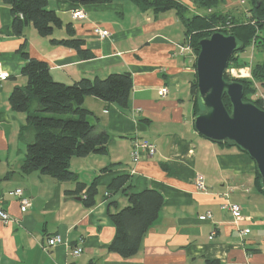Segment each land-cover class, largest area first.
<instances>
[{"label":"crops","instance_id":"1","mask_svg":"<svg viewBox=\"0 0 264 264\" xmlns=\"http://www.w3.org/2000/svg\"><path fill=\"white\" fill-rule=\"evenodd\" d=\"M48 1L63 26L43 36L32 23L15 33L11 6L0 0V63L6 73L0 80V207L11 216L8 223L0 221V264H264V193L255 183L256 163L237 146L197 132L191 93L197 57L180 50L186 44L184 26L175 11L155 15L129 1ZM247 2L225 0L221 8L246 18ZM77 9H84L87 17L76 19ZM68 23L93 58L81 59L76 49L52 42L69 36ZM96 26L108 36L101 38ZM23 51L47 62L53 79L67 84L83 77L132 74L126 108L95 96L85 98L90 121L97 131H107L110 141L106 153L71 159L77 180L22 171L34 130L23 129L28 113L15 111L9 98L28 81L22 73L27 60ZM243 55L250 63L264 61V49L252 46ZM163 86L169 90L166 96L160 95ZM136 138L156 147L152 156L142 151L137 163L131 156ZM197 174L204 176L205 191L197 188ZM123 175L127 183L112 189L114 179ZM79 182L86 185L80 192ZM92 184L96 202L88 207L84 198ZM127 186L134 193L158 190L164 203L138 252L124 258L109 249L116 234L110 213L128 205ZM17 188L32 200L25 212L14 195ZM227 202L242 206L241 220L223 207ZM56 234L64 243L49 247L48 238ZM77 247L83 252L74 256Z\"/></svg>","mask_w":264,"mask_h":264},{"label":"trees","instance_id":"2","mask_svg":"<svg viewBox=\"0 0 264 264\" xmlns=\"http://www.w3.org/2000/svg\"><path fill=\"white\" fill-rule=\"evenodd\" d=\"M11 6L13 14L12 29L21 34L23 28L32 23L38 33L50 36L56 28L63 26V20L58 12L48 8V0H4ZM80 5L95 3H112L129 1L134 3L143 12H152L158 15L167 11H175L184 26V41L198 56L202 38L215 31L233 34L241 45L231 56L228 68L234 61L237 66H248V61L240 60L241 54L252 46L264 49V0H248L249 15L240 18L233 12L224 11L221 6L225 0H70ZM229 24L230 29L218 28ZM68 37L53 38L55 44L65 45L76 49L81 59H91L94 53L85 47L84 39L75 36L72 23L66 25ZM27 59L22 73L27 77L25 86L13 89L9 101L15 111L27 112V125L34 130V140L28 144L26 159L22 171L30 173L40 171L53 176L59 181L77 180L76 174L70 169L71 159L74 156L83 157L89 154H103L108 150L110 134L107 131H97V126L89 117L92 112L84 106L87 96H95L113 102L126 108L129 104L132 90V74L128 71L111 73L105 78L83 77L71 84L56 81L50 73L47 62L32 58L26 51L22 52ZM252 78H232L227 71L226 80L240 81L244 85V100L252 101L264 109V97L257 94L256 83L264 87V61H256L250 65ZM191 93L194 100L195 115L203 111L197 92V75L191 84ZM224 102L229 111L232 109L227 95ZM229 144L230 142H217ZM128 181V176H119L110 185L112 189H119ZM255 183L264 193L261 176L257 171ZM86 185L78 183L76 191H82ZM125 189L129 203L123 209L110 213L115 225L116 234L109 244L110 251L116 252L124 258L135 255L141 241L156 221L164 203L161 192L155 189H146L134 193ZM84 198L88 207L95 204L97 187L92 184L86 190Z\"/></svg>","mask_w":264,"mask_h":264},{"label":"water","instance_id":"3","mask_svg":"<svg viewBox=\"0 0 264 264\" xmlns=\"http://www.w3.org/2000/svg\"><path fill=\"white\" fill-rule=\"evenodd\" d=\"M199 45L197 92L203 111L195 116L194 126L206 139L230 142L246 152L255 161L264 188V109L244 100L242 82L224 77L231 56L241 45L235 35L221 31L202 38Z\"/></svg>","mask_w":264,"mask_h":264},{"label":"built area","instance_id":"4","mask_svg":"<svg viewBox=\"0 0 264 264\" xmlns=\"http://www.w3.org/2000/svg\"><path fill=\"white\" fill-rule=\"evenodd\" d=\"M74 16L76 19L81 20V19H85L87 17V13L84 9H77L74 12ZM94 31L101 38H105L108 36L107 30H105L104 28H102L100 26H96L94 28ZM1 41L2 40L0 38V42ZM180 50L182 52H184V51L192 52V48L188 44L182 45L180 47ZM5 77H6V73L3 71L1 63H0V80L4 79ZM168 91H169L168 87L163 86L162 88H160V95L166 96L168 94ZM142 151L146 152L147 155L152 156L156 151V147L153 143H151L148 140H145V139L142 140V139H137V138L134 139L133 144H132V151H131L132 160L134 162L137 163L142 158V154H141ZM195 183H196L197 188L199 190H202V191L206 190L207 187H206L204 176L202 174H197L196 179H195ZM83 193H85V192H83ZM14 195L16 196V198L19 201L21 210L23 212L27 211L28 208L32 205L31 198L24 194V190L22 188L15 189ZM223 207L232 212L236 221H239L243 218L242 206L240 204L235 203V202H227L223 205ZM210 216H211V214L207 213V217H210ZM0 221L3 223H8L9 221H11L10 214L6 210H4L2 207H0ZM241 232L244 233L245 230L244 231L242 230ZM61 243H64V240L61 237V235H59V234L51 236L47 240V245L49 247H54V246L59 245ZM82 252H83L82 247H77V248H74L72 250V254L74 256H79Z\"/></svg>","mask_w":264,"mask_h":264},{"label":"rangeland","instance_id":"5","mask_svg":"<svg viewBox=\"0 0 264 264\" xmlns=\"http://www.w3.org/2000/svg\"><path fill=\"white\" fill-rule=\"evenodd\" d=\"M223 10H226L225 8ZM226 28V29H230V26L229 24H226V25H220L218 26V28ZM250 51V49L247 50V52ZM192 52L194 53V56L197 57L195 51L192 49ZM246 57L247 59H249V56H244L243 54H241L240 56V60L241 62L245 61V58ZM250 60V59H249ZM254 63V62H252ZM248 61V66H242V65H239L237 66V61H234L233 65L227 69V73L232 77V78H235V79H241V78H248V79H251L252 78V72H251V67L250 65L252 64ZM256 88H257V94L256 95H253V98H256L257 96H262L264 97V92H263V89H262V86L259 84V83H256L255 84Z\"/></svg>","mask_w":264,"mask_h":264}]
</instances>
